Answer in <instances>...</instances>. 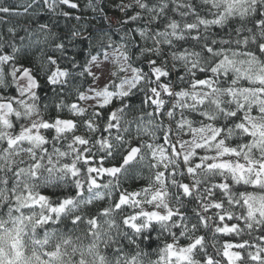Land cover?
<instances>
[{
    "label": "clouds",
    "instance_id": "1",
    "mask_svg": "<svg viewBox=\"0 0 264 264\" xmlns=\"http://www.w3.org/2000/svg\"><path fill=\"white\" fill-rule=\"evenodd\" d=\"M0 264H264V0H0Z\"/></svg>",
    "mask_w": 264,
    "mask_h": 264
}]
</instances>
